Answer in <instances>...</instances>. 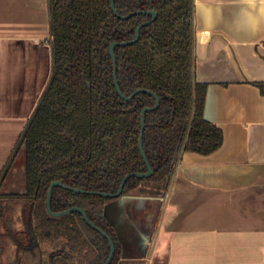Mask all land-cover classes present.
<instances>
[{
	"label": "trees",
	"instance_id": "1",
	"mask_svg": "<svg viewBox=\"0 0 264 264\" xmlns=\"http://www.w3.org/2000/svg\"><path fill=\"white\" fill-rule=\"evenodd\" d=\"M48 2L51 74L0 172V203L17 208L25 230L40 241L62 238L63 242L44 259L42 253L27 248L24 237L6 222V233L17 248L12 259L0 264H103L106 260L107 240L79 212L49 216L46 197L55 180L84 192L55 186L51 209L83 208L96 226L112 236L115 252L109 264H116L120 243L103 217L110 198L88 191L113 193L126 174L146 171L138 145L141 109L155 100L144 91L130 100L118 95L109 45L132 40L136 27L151 16L141 11H156L155 20L140 28L135 42L114 48L121 92L127 96L143 88L160 100L157 108L144 113L142 135L146 158L158 167L147 178L129 177L121 195L143 181H165L167 186L183 147L208 155L223 141L222 130L204 117L207 84L194 79V3L113 0L120 15H129L123 19L113 13L110 0ZM259 85L263 91L264 83ZM22 150L25 190L3 192L2 184Z\"/></svg>",
	"mask_w": 264,
	"mask_h": 264
},
{
	"label": "crops",
	"instance_id": "2",
	"mask_svg": "<svg viewBox=\"0 0 264 264\" xmlns=\"http://www.w3.org/2000/svg\"><path fill=\"white\" fill-rule=\"evenodd\" d=\"M193 3L194 79L223 141L104 204L116 264H264V0ZM49 39L48 0H0V172L48 83Z\"/></svg>",
	"mask_w": 264,
	"mask_h": 264
},
{
	"label": "water",
	"instance_id": "3",
	"mask_svg": "<svg viewBox=\"0 0 264 264\" xmlns=\"http://www.w3.org/2000/svg\"><path fill=\"white\" fill-rule=\"evenodd\" d=\"M110 6H111V9L113 11V13L118 16L119 18H127L129 15H120L115 7H114V2L113 0H110ZM136 12H140V11H136ZM141 12L143 13H149L151 16L148 20L142 22L140 25H138L135 29V32H134V38L132 40H126V41H120V42H117V41H114L112 43H110L109 45V53H110V57L112 59V68H113V81H114V85H115V88H116V91L118 93V95L122 98V99H125V100H130L137 92H140V91H144V92H147L149 94H151L153 97H154V104L150 107H142L141 109V120H140V132H139V139H138V145H139V150H140V153L142 155V158L145 162V165H146V171L145 172H130L128 174H126L122 180L120 181V184L117 188V190L113 193H105V192H96V191H88V193L90 194H98V195H101V196H104V197H109V198H114V197H118L121 195V192H122V189H123V186H124V183L126 182V180L131 177V176H134V177H138V178H147L149 176L152 175V173L154 172V170L158 167V163L152 167L151 164L148 162L147 158H146V155L144 153V150H143V146H142V135H143V130H144V126H145V123H144V113L146 111H149V110H152V109H155L158 107L159 105V97L156 93L150 91V90H147V89H143V88H138V89H135L133 90L129 95H124L121 90H120V87L118 85V82H117V76H116V58H115V53H114V48L116 46H120V45H127V44H130L132 42H135L138 37H139V30L142 26H145L149 23H151L152 21L155 20L156 16H157V13L155 10H148V9H143ZM168 97H170L169 95H167ZM150 124H155V123H150ZM184 150V147L182 148V151ZM15 167V166H14ZM13 167V169H14ZM55 186H60V187H63V188H69L75 192H84L83 190H80V189H76V188H72V187H67L66 185H64L62 183V181L60 180H55V181H52L48 187V191H47V197H46V209H47V212L48 214L51 216V217H58V216H62V215H65V214H68L70 212H74V211H77L79 212L83 219L85 220V222L90 225L93 229L97 230L109 243V253H108V256L106 258V260L103 262V264H109L110 261L112 260L113 258V255H114V243L112 241V238L110 237V235L101 230L100 228H98L95 224H93L90 219L87 217L85 211L83 210V208L79 207V206H71L65 210H61V211H52L51 207H50V198H51V193H52V189L55 187Z\"/></svg>",
	"mask_w": 264,
	"mask_h": 264
},
{
	"label": "rangeland",
	"instance_id": "4",
	"mask_svg": "<svg viewBox=\"0 0 264 264\" xmlns=\"http://www.w3.org/2000/svg\"><path fill=\"white\" fill-rule=\"evenodd\" d=\"M14 166L15 170L13 176L10 178L8 183L1 188V191L3 192H22L25 190V161L23 150L17 155ZM0 205L3 211V216L0 215V252L4 259L7 256L12 257L14 252L13 243L5 235L4 230L6 222L10 224L13 230H16L20 226V214L17 208L7 207L4 205L3 201H1Z\"/></svg>",
	"mask_w": 264,
	"mask_h": 264
},
{
	"label": "flooded vegetation",
	"instance_id": "5",
	"mask_svg": "<svg viewBox=\"0 0 264 264\" xmlns=\"http://www.w3.org/2000/svg\"><path fill=\"white\" fill-rule=\"evenodd\" d=\"M65 185V184H64ZM68 187V186H67ZM130 192V191H129ZM122 193V192H121ZM101 196V195H100ZM121 196V195H120ZM109 198V197H108ZM111 199V198H110ZM108 201V200H107ZM51 207V206H50ZM71 207V206H70ZM104 208V207H103ZM47 210V209H46ZM65 210V209H64ZM84 210V209H83ZM53 211V210H52ZM85 211V210H84ZM86 213V212H85ZM87 215V214H86ZM50 216V215H49ZM82 216V215H81ZM51 217V216H50ZM59 217V216H58ZM88 217V216H87ZM104 217V215H103ZM83 218V217H82ZM89 218V217H88ZM105 219V217H104ZM84 220V219H83ZM85 221V220H84ZM91 221V220H90ZM92 222V221H91ZM105 222L106 224L109 226V224L107 223L106 219H105ZM86 223V222H85ZM93 223V222H92ZM87 224V223H86ZM94 224V223H93ZM88 225V224H87ZM90 226V225H89ZM91 227V226H90ZM98 227V226H97ZM12 228V227H11ZM92 228V227H91ZM99 228V227H98ZM110 228V227H109ZM13 229V228H12ZM93 229V228H92ZM95 230V229H94ZM102 230V229H101ZM5 231V235L11 240V242L13 243L14 245V252H13V255L12 257L10 256H7L3 259L2 257V254L0 252V260L2 262H5L6 260L8 259H12L16 253V248H17V245L13 242V240L7 235L6 233V230ZM16 232V234L18 236H20L19 234L22 235V237H24V242L26 243V247L29 248V249H35L36 250V253L37 252H40L43 254V258L46 259L47 258V255L48 253L51 251V250H54V249H57L60 244L63 242V239L62 238H59V239H56L54 240L52 243H46V242H43V241H40L38 238L35 237V235L33 234V232L30 230V229H26L24 228L23 224H22V221L20 219V226L14 230ZM97 231V230H95ZM104 231V230H103ZM98 232V231H97ZM106 232V231H105ZM99 233V232H98ZM111 233L113 234L112 230H111ZM100 234V233H99ZM101 235V234H100ZM110 235V234H109ZM113 236L115 237V235L113 234ZM110 237L112 238V236L110 235ZM116 238V237H115ZM113 241V239H112ZM108 242V241H107ZM114 243V242H113ZM108 247H109V243H108ZM114 252H115V245H114ZM109 253V251H108ZM23 254L25 255L26 253L23 252ZM22 254V255H23ZM23 255V256H24ZM108 256V255H107ZM114 256V255H113ZM37 259V257H36ZM4 260V261H3ZM32 264V263H31ZM35 264H38V262H35Z\"/></svg>",
	"mask_w": 264,
	"mask_h": 264
}]
</instances>
